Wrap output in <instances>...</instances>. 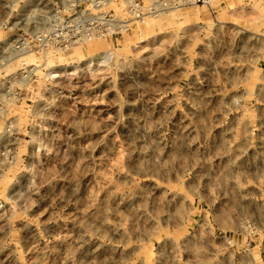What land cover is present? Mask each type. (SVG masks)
<instances>
[{"label": "rangeland", "instance_id": "1", "mask_svg": "<svg viewBox=\"0 0 264 264\" xmlns=\"http://www.w3.org/2000/svg\"><path fill=\"white\" fill-rule=\"evenodd\" d=\"M37 4L0 0V264H264V0L26 58Z\"/></svg>", "mask_w": 264, "mask_h": 264}, {"label": "built area", "instance_id": "2", "mask_svg": "<svg viewBox=\"0 0 264 264\" xmlns=\"http://www.w3.org/2000/svg\"><path fill=\"white\" fill-rule=\"evenodd\" d=\"M36 10L22 9L13 19L21 34L11 44L19 54L32 55L73 49L97 40L132 33L135 22L145 23L162 11L188 5L210 7L212 0H30ZM23 2V1H20ZM115 7V8H114ZM111 9V10H109ZM119 11V14L116 12ZM39 12L38 18L34 13ZM1 28L11 31L7 24ZM13 29V30H14Z\"/></svg>", "mask_w": 264, "mask_h": 264}, {"label": "bare ground", "instance_id": "3", "mask_svg": "<svg viewBox=\"0 0 264 264\" xmlns=\"http://www.w3.org/2000/svg\"><path fill=\"white\" fill-rule=\"evenodd\" d=\"M32 55H26V58H30ZM105 58H109L108 56H105Z\"/></svg>", "mask_w": 264, "mask_h": 264}]
</instances>
